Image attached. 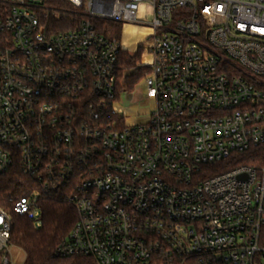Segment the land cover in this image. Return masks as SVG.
<instances>
[{"label": "built area", "instance_id": "built-area-1", "mask_svg": "<svg viewBox=\"0 0 264 264\" xmlns=\"http://www.w3.org/2000/svg\"><path fill=\"white\" fill-rule=\"evenodd\" d=\"M65 1L0 0V174L39 187L0 206V264L12 214L40 227L41 196L65 188L77 220L57 257L264 264V0ZM96 21L151 32L145 123L110 118L124 45ZM253 149L262 164L210 175Z\"/></svg>", "mask_w": 264, "mask_h": 264}, {"label": "trees", "instance_id": "trees-1", "mask_svg": "<svg viewBox=\"0 0 264 264\" xmlns=\"http://www.w3.org/2000/svg\"><path fill=\"white\" fill-rule=\"evenodd\" d=\"M47 4L58 9H68L69 7L65 0H47ZM67 20H69L68 17L63 18L62 22L54 28L66 30L67 25L64 26L63 23ZM95 25L99 32L105 36L112 33L114 37L120 39L122 31L120 24L96 21ZM140 55L141 50L135 55L123 52L119 65L123 66L122 69L134 68ZM144 74L145 70L139 69L134 77H127L123 89L132 91ZM110 118L117 121L118 128L123 126V117L112 115ZM257 151L253 149L249 153L236 154L220 164L209 167L210 175H217L241 165L257 166L262 164L260 153ZM38 188L32 178L23 174L20 167L16 165L7 173L0 174V206L10 209L9 199L16 200L28 196ZM70 194L71 188H65L41 196L42 225L39 228L34 227L32 220L28 217L12 214L11 242L24 251V264H94L91 259L83 257L61 258L55 256L57 248L66 240L77 220V211L68 201ZM260 239L261 244L264 245V227L261 229Z\"/></svg>", "mask_w": 264, "mask_h": 264}, {"label": "crops", "instance_id": "crops-1", "mask_svg": "<svg viewBox=\"0 0 264 264\" xmlns=\"http://www.w3.org/2000/svg\"><path fill=\"white\" fill-rule=\"evenodd\" d=\"M126 31L129 32V41L127 43L124 42ZM150 34L151 32L149 29L138 28V27L131 26V25L122 27V37L120 40L123 42V45H124L123 52H127L130 55H135L139 50H141L140 59L136 67L130 68V69H122L123 66L119 65L118 76H117L119 79V89H120L119 93L121 91L129 93L127 95V98L129 100L134 99V96H133L134 91L138 90L141 87H142V90H144V83H143L144 77L150 72L149 66H146L147 63H149L152 60L150 54L148 53L146 49V46H147L146 40ZM139 69L145 70V74L142 76L141 80L138 82V84L134 87L132 91L124 90L123 87L125 85L126 78L134 77ZM141 95L142 94L140 93L139 99L141 100L145 99L141 97ZM114 110L116 111L118 115H120V117L124 118V121L126 122V124L132 125V124L145 123L147 121V115L150 111V108L145 110L146 112H144V114H142L143 116L141 117L138 116L139 113H138L137 107L132 106L130 107V109L123 110L122 107H119L118 104L115 103Z\"/></svg>", "mask_w": 264, "mask_h": 264}, {"label": "rangeland", "instance_id": "rangeland-1", "mask_svg": "<svg viewBox=\"0 0 264 264\" xmlns=\"http://www.w3.org/2000/svg\"><path fill=\"white\" fill-rule=\"evenodd\" d=\"M69 8L70 7H68V9ZM70 26L71 25L68 23L67 24V29L70 28ZM107 36L114 37L112 35V33L108 34ZM121 37H122V31H121ZM121 37H120V39H121ZM114 38H116V37H114ZM141 92H142V87L139 88L138 90L134 91V93H133L134 99L133 100H129L127 98V95L129 93L121 91L119 93L118 99L116 100V103L118 104L119 107H122L123 110L130 109V107H132V106L133 107H137L138 108V113H139L138 116L141 117V116H143L142 114H144V112H146L145 110L149 109L150 106H151L150 100H147V99H142L141 100V99H139V95H140ZM34 227L39 228L38 226H35V225H34ZM13 254H14V258H15V263L16 264H24V262H25V253H24V251L21 248H19L15 244H14Z\"/></svg>", "mask_w": 264, "mask_h": 264}, {"label": "bare ground", "instance_id": "bare-ground-1", "mask_svg": "<svg viewBox=\"0 0 264 264\" xmlns=\"http://www.w3.org/2000/svg\"><path fill=\"white\" fill-rule=\"evenodd\" d=\"M128 31V29H127ZM126 31L124 42L127 43L129 41V32ZM147 32V31H146Z\"/></svg>", "mask_w": 264, "mask_h": 264}]
</instances>
